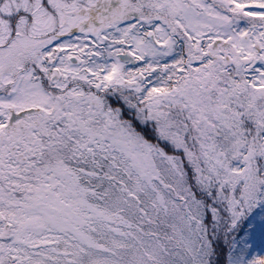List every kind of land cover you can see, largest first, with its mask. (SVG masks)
Returning <instances> with one entry per match:
<instances>
[{"label":"snow or ice","instance_id":"obj_1","mask_svg":"<svg viewBox=\"0 0 264 264\" xmlns=\"http://www.w3.org/2000/svg\"><path fill=\"white\" fill-rule=\"evenodd\" d=\"M257 235L264 0H0V264H264Z\"/></svg>","mask_w":264,"mask_h":264},{"label":"trees","instance_id":"obj_2","mask_svg":"<svg viewBox=\"0 0 264 264\" xmlns=\"http://www.w3.org/2000/svg\"><path fill=\"white\" fill-rule=\"evenodd\" d=\"M257 238H258V240L261 241V238L258 235H257ZM262 248H264V243L260 247L254 246L252 249L253 255H255L257 252H260L261 255H264V251H261Z\"/></svg>","mask_w":264,"mask_h":264},{"label":"rangeland","instance_id":"obj_3","mask_svg":"<svg viewBox=\"0 0 264 264\" xmlns=\"http://www.w3.org/2000/svg\"><path fill=\"white\" fill-rule=\"evenodd\" d=\"M251 243H253L256 247H260L264 243V240L261 239L260 241L258 240L257 236H254Z\"/></svg>","mask_w":264,"mask_h":264}]
</instances>
